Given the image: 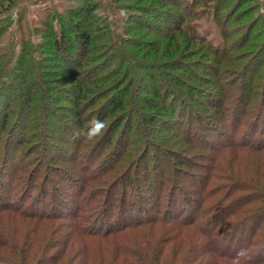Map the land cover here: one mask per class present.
I'll list each match as a JSON object with an SVG mask.
<instances>
[{
  "label": "trees",
  "instance_id": "1",
  "mask_svg": "<svg viewBox=\"0 0 264 264\" xmlns=\"http://www.w3.org/2000/svg\"><path fill=\"white\" fill-rule=\"evenodd\" d=\"M17 1L0 0V37L10 6L27 0ZM119 1L129 2L111 0L114 8ZM151 1L172 9L163 11L172 21L159 41H148V52L125 36L137 13L122 14L117 35L95 13V0L47 9L36 24L43 40L19 38L18 49H0V264H264V4ZM128 4L121 8L133 10ZM203 15L208 25L197 31L191 21ZM192 47L212 55L210 65H196L206 78L179 63ZM59 84L65 95L52 94ZM93 118L108 127L89 140ZM50 119L60 132L53 140ZM164 123H182V132L152 136L153 125ZM190 128L226 138L212 145L200 132L195 142ZM180 139L190 153L167 151ZM194 142L205 155L201 178L181 169L192 167ZM43 158L74 198L47 185L48 167L37 187L47 198L22 201L35 180H16L12 170L32 165L35 174ZM67 158L88 172L67 175L58 167ZM178 173L196 178L193 194ZM58 223L67 229L62 237H55Z\"/></svg>",
  "mask_w": 264,
  "mask_h": 264
},
{
  "label": "rangeland",
  "instance_id": "2",
  "mask_svg": "<svg viewBox=\"0 0 264 264\" xmlns=\"http://www.w3.org/2000/svg\"><path fill=\"white\" fill-rule=\"evenodd\" d=\"M73 1V0H27L25 2H22L20 0H18L17 4L19 5H13L10 6V8L8 9V12L6 13V19L4 21V25H3V32L1 34L0 37V49L4 50H8V49H12V50H16L18 49V39L21 38L23 39H27L29 42H37L38 40H35L36 37H41L40 39L43 40L44 39V33H40L42 32V27L38 26L37 27V18L39 16L42 15V13H45V11L47 9H53L56 11H61L63 7L68 6L69 3ZM90 1V0H89ZM97 7H96V11L95 13L98 15H102L106 21L107 24L109 25L110 29L115 32L117 35L123 34L122 30H121V23H123V20L121 19V16H124L122 14H125L126 12L131 13L132 11H134L137 14H131L133 15V18H135L134 22L137 23L136 26H133V30L135 31H129L128 33L125 34L126 38H128L129 40L135 41L137 43H139L142 47L146 48L143 49L144 51L148 52L149 49L148 47L150 46V43H148V41L150 40H154L155 38L159 41V37L157 33H161L164 32V27L166 25H169L171 23L172 20H170V17H167V15L163 14V11L167 10V11H172V9L168 8L165 5H161L159 2L157 1H151V0H129V2H123V1H119V3L116 5L117 8H114V4L111 2V0H95ZM85 2V1H84ZM13 3V1L11 2ZM125 3H129L128 5L130 7H133V10H128L125 8H121L122 7H127V6H123L125 5ZM258 4L259 7H262L264 4V0H258ZM19 13V14H18ZM205 15L198 17V18H194L191 21V24L196 28L197 31H202V29H204L205 27H207L206 25H208V22L205 21ZM244 22V24L246 23V19H242V23ZM125 23V22H124ZM3 24V23H2ZM167 30V29H166ZM40 41V40H39ZM160 45L161 42H160ZM194 45V44H193ZM65 46H67L65 44ZM124 49H127L128 51L130 50H135L133 49L132 46L124 44ZM205 51L203 49H198L197 47H192L189 49H186L183 53H182V57L179 59V63H183L186 67L188 68H192L193 70L196 71L197 75H200V68L196 65H201V66H206V65H210L212 62V55L209 54L208 51L204 52V55H202V52ZM61 52H63L62 54L64 56L69 55L68 50H62ZM148 57V56H147ZM146 57V58H147ZM176 57L178 58V56L176 55ZM145 58V59H146ZM176 58V59H177ZM136 60H139V58L136 57ZM162 64H164L163 62H161ZM170 73H181L180 70H170ZM175 75H177L175 73ZM205 75L204 78H206V76L208 77V74H201ZM147 79L144 78L142 79V83L144 85H146L147 83ZM57 90L59 93H52L53 95L55 94H60V95H65L66 93L64 92L65 89H67V85L65 84H59L56 85ZM200 87V86H199ZM204 88V87H203ZM140 93H142L143 95L149 96L148 91L146 90V88H144V90H142ZM196 96H199L198 94H194L193 92V99L194 101L197 100ZM192 100V99H191ZM191 101L192 105L195 106L196 110H200V113L206 114L208 112H210V110H207L206 108H202L200 107L196 102ZM184 112L186 113V111L184 110ZM57 115L61 118V120L67 121V119L69 118V115L66 114L65 112L61 111V110H57ZM51 120V119H50ZM52 124V125H51ZM55 125V121L51 120L50 126H49V135H50V140H53L52 138H54V136L56 134H59V130L53 126ZM194 127V126H192ZM196 127V126H195ZM183 129V125L182 123H174L173 125H171V123H164V125L161 124H154L153 128H151V134L152 136H156L157 135H165L166 133H174L177 130L178 132H182ZM197 128H190V133L193 134L194 137V141H196V139L200 138L199 137V133L200 132H204L205 133V138L210 141V143L213 144H217L218 141H224V138H226V135L224 134L223 136H215L212 135L211 132L206 131L203 128H198V130H196ZM16 132L18 133V129H16ZM4 133V137H5V132ZM3 133H1V139H0V152H1V145L4 140L3 137ZM179 138H181L182 136L179 134L178 135ZM55 141V140H54ZM180 144L178 146H166L167 147V151H176L177 153H181L183 154H188L190 153L192 150L188 151V148H184V150H181L179 148L185 147V146H189V143H185L183 142V140L180 139ZM194 142L193 145H195V147H193V152L192 153H196V155H191L189 158V163L191 164V168H186V167H182L181 169L183 171H187L185 173H196L195 176L200 177L203 171L202 165L205 164V155L199 153L201 147L198 146L196 143ZM63 146H65L66 148L69 149V146H66L63 144ZM50 151V150H49ZM182 151V152H181ZM187 151V152H186ZM68 161L65 162H58V164H64L65 166H58L59 169L67 172V175H72V176H76V177H82L85 173V171L88 172V170L84 169V165L81 161L76 162V160H78L79 158H75V159H69L67 158ZM163 159V158H162ZM43 160L45 162H43L41 160V162H38L37 164L34 165L37 166V168L39 170H37V172L35 174H33V169L31 168L32 165H29L28 167L25 166L23 167V165L20 164H16L15 165V169L12 170V173H14L15 175V179L17 180H21L22 182H26L28 183L31 178L33 177L35 180V183L31 184L30 187L26 188V192H25V196L23 198V202L24 203H28V201L32 198L35 199L36 197H45L46 196V192L43 193H39V189H37L38 185L40 184V179L43 181L45 179L44 173H45V169H47L48 167H50V171L53 172H49V169H47L48 172V177L51 179L50 187H54V189H58L62 188V194H59L58 192H56V195H63L64 192H67L69 197L74 198V195L71 193L73 187L70 188H65V184L63 183V179L59 176L56 175L57 170L56 168L52 167V166H46L47 162L46 159L43 158ZM36 160H33V162L31 164H34ZM2 162L1 157H0V163ZM9 162H12V158L10 157ZM9 162L7 163L8 167H9ZM165 167V163H167L166 160H162L161 161ZM40 163V164H39ZM57 163V162H56ZM81 163V165H80ZM46 164V165H45ZM46 166V167H45ZM6 168V171L4 172L3 178L4 177H8V174H10V170H7L9 168ZM55 167H57L55 165ZM177 167V166H176ZM86 169H90L87 168ZM140 169V168H139ZM30 170V171H29ZM184 175H181L180 173L176 174L177 178H178V183L181 185V187L184 188H188L190 189L191 193L193 194L192 190L193 187L197 186L196 182V178L195 177H188ZM200 175V176H199ZM157 177V176H156ZM201 178V177H200ZM29 179V181H28ZM129 184V183H128ZM125 185L126 187H129V185ZM151 185V184H149ZM47 190V189H46ZM149 191H153L152 189H150ZM15 195H18L20 193V188L16 185L15 186ZM156 192L153 191L151 192V197L154 196ZM219 193V191H218ZM239 193V192H238ZM118 194V191H117ZM40 195V196H39ZM12 197V196H10ZM1 199V198H0ZM59 209H64L61 208V206H58ZM45 210H48V207L45 208ZM60 210V211H61ZM62 222L61 219L58 220L57 219H52L49 222ZM246 226H243V229H245ZM67 230L66 228H63L61 223H58V225L55 227V231H56V235L55 237H62L63 233L62 231ZM264 247V246H263ZM262 255H264V249L261 253Z\"/></svg>",
  "mask_w": 264,
  "mask_h": 264
},
{
  "label": "clouds",
  "instance_id": "3",
  "mask_svg": "<svg viewBox=\"0 0 264 264\" xmlns=\"http://www.w3.org/2000/svg\"><path fill=\"white\" fill-rule=\"evenodd\" d=\"M108 125L105 121L93 118V120L88 122V128L86 132V138L89 140H95L103 136L106 131ZM84 134V133H78Z\"/></svg>",
  "mask_w": 264,
  "mask_h": 264
}]
</instances>
